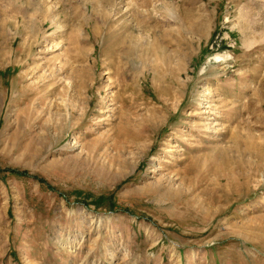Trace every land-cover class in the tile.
Listing matches in <instances>:
<instances>
[{
	"label": "rangeland",
	"instance_id": "rangeland-1",
	"mask_svg": "<svg viewBox=\"0 0 264 264\" xmlns=\"http://www.w3.org/2000/svg\"><path fill=\"white\" fill-rule=\"evenodd\" d=\"M0 264H264V0H0Z\"/></svg>",
	"mask_w": 264,
	"mask_h": 264
},
{
	"label": "bare ground",
	"instance_id": "bare-ground-1",
	"mask_svg": "<svg viewBox=\"0 0 264 264\" xmlns=\"http://www.w3.org/2000/svg\"><path fill=\"white\" fill-rule=\"evenodd\" d=\"M4 29H5V28H4ZM2 32H3V31H2ZM2 34H3V33H2ZM6 40H7V39H6ZM2 41H3V40H2ZM4 41H5V39H4ZM1 43H2V42H1ZM1 46H2V45H1ZM215 59H217V60H218V59H219V57H215Z\"/></svg>",
	"mask_w": 264,
	"mask_h": 264
}]
</instances>
